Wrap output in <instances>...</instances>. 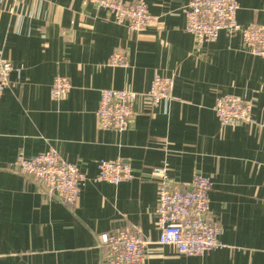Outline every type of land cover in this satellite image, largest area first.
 <instances>
[{"label": "crops", "instance_id": "obj_1", "mask_svg": "<svg viewBox=\"0 0 264 264\" xmlns=\"http://www.w3.org/2000/svg\"><path fill=\"white\" fill-rule=\"evenodd\" d=\"M142 1L156 21L130 33L80 0H0V59L13 66L0 96V264H106L98 237L121 229L156 242L158 167L184 189L210 179L222 247L186 257L153 244L142 264H264V59L224 31L197 46L184 31L190 0ZM237 2L240 25H264V0ZM114 51L128 68L106 65ZM58 75L71 90L54 101ZM155 75L173 79L169 101L139 97L125 132L98 128L101 90L143 93ZM224 95L252 103L251 123L220 124L213 107ZM49 149L86 177L73 209L11 170L19 153ZM108 160L129 163L134 179L95 182Z\"/></svg>", "mask_w": 264, "mask_h": 264}, {"label": "built area", "instance_id": "obj_2", "mask_svg": "<svg viewBox=\"0 0 264 264\" xmlns=\"http://www.w3.org/2000/svg\"><path fill=\"white\" fill-rule=\"evenodd\" d=\"M82 5H93L106 11L116 25L130 33H140L153 25L156 18L142 0H80ZM237 0H190L184 10V31L193 36L197 46L213 43L220 32L228 36L239 35L243 47L252 55L264 59V25L242 26L237 21ZM106 65L112 68H128L126 54L114 51ZM12 64L0 59V96L9 87ZM173 79L155 75L150 87L143 93L129 90L103 89L95 111L99 129L123 133L134 117V105L139 97L152 106H158L172 98ZM71 90L67 77L54 78L50 96L59 101ZM253 105L237 97L224 95L218 98L213 111L222 126H240L251 123ZM95 182L118 185L134 179L129 163L119 160L101 161L97 166ZM11 170L23 178L35 182L48 198L56 199L70 209L76 207L85 175L76 165L63 161L55 149L26 158L19 153ZM157 180V206L155 226L159 233L156 242L145 239L136 229H121L98 237V248L104 249L106 264H142L150 245L172 248L186 257H200L219 249L221 228L210 214V179L196 175L190 189L171 182L166 167L152 169Z\"/></svg>", "mask_w": 264, "mask_h": 264}]
</instances>
